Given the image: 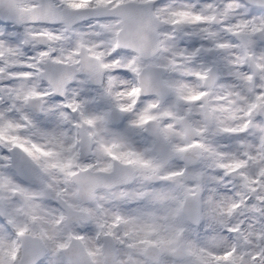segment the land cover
Segmentation results:
<instances>
[{
  "label": "clouds",
  "instance_id": "1",
  "mask_svg": "<svg viewBox=\"0 0 264 264\" xmlns=\"http://www.w3.org/2000/svg\"><path fill=\"white\" fill-rule=\"evenodd\" d=\"M0 264H264V0H0Z\"/></svg>",
  "mask_w": 264,
  "mask_h": 264
}]
</instances>
